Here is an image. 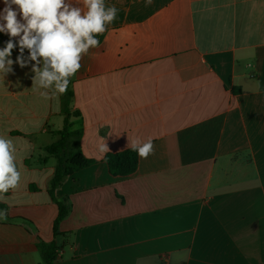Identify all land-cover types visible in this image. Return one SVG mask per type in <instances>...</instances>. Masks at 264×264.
I'll return each mask as SVG.
<instances>
[{
  "label": "crops",
  "instance_id": "obj_1",
  "mask_svg": "<svg viewBox=\"0 0 264 264\" xmlns=\"http://www.w3.org/2000/svg\"><path fill=\"white\" fill-rule=\"evenodd\" d=\"M105 4L117 18L65 94L32 87L31 64L0 75V135L22 174L1 202L0 264H42L39 238L54 264H264V0ZM66 120L97 163L56 190L70 211L54 237L56 159H40ZM149 139L133 174H110L107 153Z\"/></svg>",
  "mask_w": 264,
  "mask_h": 264
},
{
  "label": "clouds",
  "instance_id": "obj_2",
  "mask_svg": "<svg viewBox=\"0 0 264 264\" xmlns=\"http://www.w3.org/2000/svg\"><path fill=\"white\" fill-rule=\"evenodd\" d=\"M151 3L146 0L145 6ZM4 5L0 33L8 35L9 40L0 48V75L13 73L14 63L21 68L31 64L32 87L53 90V96L67 92L70 78L82 67V57L90 48L100 46L97 36L106 31L119 11L114 5L106 6L105 0H83L86 10L74 5L73 0H4ZM17 47L19 55L14 61L12 52ZM40 95L50 98L49 91ZM130 147L141 159L155 152L151 139L133 141ZM101 151H109L106 144ZM15 152L13 140L0 135V202L6 201L5 194L21 182ZM0 220H7L6 210H0Z\"/></svg>",
  "mask_w": 264,
  "mask_h": 264
},
{
  "label": "trees",
  "instance_id": "obj_3",
  "mask_svg": "<svg viewBox=\"0 0 264 264\" xmlns=\"http://www.w3.org/2000/svg\"><path fill=\"white\" fill-rule=\"evenodd\" d=\"M8 40L9 36L0 33L1 44L5 46ZM14 50H19V48H14ZM69 94L71 93L69 92ZM67 116H70V114L67 113ZM55 134L59 136L58 140L44 148L46 156L40 159L42 164L47 163L50 157L56 159L54 174L48 189V193L57 207V215L53 221L54 237L59 235V224L70 211L68 201L56 197V190L60 189L64 182L75 173L97 163V160L88 158L83 154L81 148L82 131L70 129L67 125V120L64 128L55 132ZM103 161L106 162L112 176L125 177L137 170L139 156L131 148H128L120 152L107 153L103 157ZM30 189L36 191L37 187L30 185ZM6 209L7 206L0 202V210ZM36 247L40 252L42 264H54L58 258L55 241L44 242L39 238Z\"/></svg>",
  "mask_w": 264,
  "mask_h": 264
}]
</instances>
